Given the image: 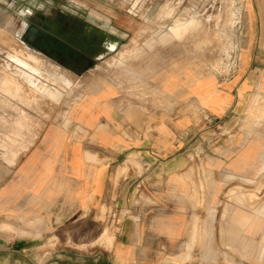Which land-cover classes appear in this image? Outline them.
<instances>
[{
	"label": "crops",
	"instance_id": "obj_1",
	"mask_svg": "<svg viewBox=\"0 0 264 264\" xmlns=\"http://www.w3.org/2000/svg\"><path fill=\"white\" fill-rule=\"evenodd\" d=\"M230 3L231 72H160L138 96L88 81L62 121L13 152L0 264H264V204L244 199L264 195V127L234 124L264 89V0Z\"/></svg>",
	"mask_w": 264,
	"mask_h": 264
},
{
	"label": "rangeland",
	"instance_id": "obj_2",
	"mask_svg": "<svg viewBox=\"0 0 264 264\" xmlns=\"http://www.w3.org/2000/svg\"><path fill=\"white\" fill-rule=\"evenodd\" d=\"M2 1L8 12L0 19V172L13 164L14 151H18L16 157L25 155L47 124L64 119L87 89L88 81L117 83L138 96L144 92L143 84L157 80L160 72L177 71L194 78L226 74L234 69L230 62L237 60L232 49L239 24L232 25L229 20L233 9L230 0ZM28 19L44 22L55 34L79 44L94 58L90 67L72 73L43 52L31 49L21 38ZM230 45L233 48L227 50ZM29 51L35 59L29 62L39 64L40 73L50 76L47 83L66 86L59 100L31 89V74L18 61H28ZM40 73L37 75L46 80ZM69 78L70 86L66 85ZM6 80L8 90L4 89ZM237 123L264 127V89L242 120L234 121ZM244 199L253 210L264 204V195H245ZM187 260L193 264H236L220 258Z\"/></svg>",
	"mask_w": 264,
	"mask_h": 264
},
{
	"label": "flooded vegetation",
	"instance_id": "obj_3",
	"mask_svg": "<svg viewBox=\"0 0 264 264\" xmlns=\"http://www.w3.org/2000/svg\"><path fill=\"white\" fill-rule=\"evenodd\" d=\"M47 24L28 19V25L21 38L35 52H43L64 68L79 73L90 67L94 58L81 49L79 44L65 40L46 27Z\"/></svg>",
	"mask_w": 264,
	"mask_h": 264
},
{
	"label": "bare ground",
	"instance_id": "obj_4",
	"mask_svg": "<svg viewBox=\"0 0 264 264\" xmlns=\"http://www.w3.org/2000/svg\"><path fill=\"white\" fill-rule=\"evenodd\" d=\"M162 15H166V16H169V13H166V12H162L160 13ZM173 23V22H172ZM166 27V26H165ZM176 27V23L175 25H173L171 27L170 30H173L174 28ZM165 30V29H164ZM174 32V31H173ZM172 34V33H171ZM28 61L27 60H24V59H21V58H18V61L20 63H22L24 66L23 67V70L30 75V78L28 79V83L31 87L32 90H35V91H39V92H42V93H47V95L52 99V100H59L60 97L64 94V91H65V88L66 86L61 84V83H57V84H49L47 83V79H51L49 78L50 76H46L44 75L42 72L40 73V70L37 66H39V64H37L36 62V65L35 64H32L30 63L29 61L31 62H34L35 59L32 58L31 54H30V51H29V56L27 57ZM43 59V58H42ZM20 70V69H19ZM18 70V71H19ZM22 70V71H23ZM18 71H15L18 73ZM14 72V74H16ZM37 73H40L42 76L44 75L46 80L44 78H42L41 76L37 75ZM43 76V77H44ZM20 77V76H19ZM9 80H6L4 82V89L5 90H8L9 89ZM12 82V81H11ZM15 83V82H14ZM16 84V83H15ZM72 84V80L69 78V80L67 81V84L68 86H70ZM18 85V84H17ZM16 88V87H15ZM46 95V94H45Z\"/></svg>",
	"mask_w": 264,
	"mask_h": 264
}]
</instances>
